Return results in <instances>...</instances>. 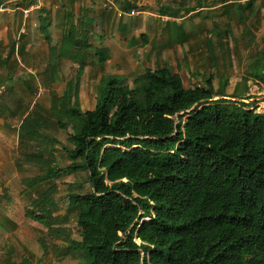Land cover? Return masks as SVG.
Returning a JSON list of instances; mask_svg holds the SVG:
<instances>
[{"label":"trees","instance_id":"obj_1","mask_svg":"<svg viewBox=\"0 0 264 264\" xmlns=\"http://www.w3.org/2000/svg\"><path fill=\"white\" fill-rule=\"evenodd\" d=\"M66 40L64 54L79 63L78 73L63 96L54 97L51 112L58 128L74 131L73 149L66 151L72 164L57 167L43 153L14 161L18 169L43 173L24 192L48 184L25 217L48 239L62 241L76 264H264V114L239 102L250 97L227 96L211 77L186 88L164 65L146 70L132 86L115 76L103 79L94 108L82 111L78 86L93 52L87 37L79 43L70 32ZM106 52H97L101 63ZM250 75L264 87L259 59ZM49 127L46 116L28 113L19 145L39 144ZM66 170L88 176V192L68 195L78 241L63 227L67 214H57L55 181ZM17 264L34 263L23 258Z\"/></svg>","mask_w":264,"mask_h":264},{"label":"rangeland","instance_id":"obj_2","mask_svg":"<svg viewBox=\"0 0 264 264\" xmlns=\"http://www.w3.org/2000/svg\"><path fill=\"white\" fill-rule=\"evenodd\" d=\"M113 1L124 12L134 10L140 14L120 19L102 2L104 24L95 26V35L90 36L93 53L78 86L80 110L94 108L103 79L115 76L124 85L132 86L133 80L146 70L168 65L179 74L184 87L204 86L202 77H211L215 89L223 84L227 96L250 97L239 102L264 114V87L250 75L256 59L261 66L264 64V0ZM246 15L248 18H244ZM115 27L121 28L118 39ZM127 27L132 29L126 33ZM141 36L146 37V44ZM132 38L136 39L134 45ZM107 42L112 43L110 62L101 64L97 52ZM18 56L23 67L9 73V79L2 76L0 80V264H17L23 258H30L34 264H76L79 259L61 249L66 246L62 241L48 239L40 224L25 217V208L48 184L24 192L27 184L43 173L28 166L18 169L14 161L27 154L43 153L51 154L57 167L67 169L72 164L66 151L73 149L70 136L74 131L70 126L66 130L57 127L51 107L54 97L60 98L75 80L78 66L59 59L55 68H48L56 69L55 73L41 72L39 67V72L29 74L24 69L25 54L18 51ZM32 111L46 116L52 127L44 132L40 145H19L17 130L22 116ZM55 186L57 214H67L63 227L78 241L80 230L74 212L69 210L68 195L88 192V176L84 171L66 170L58 176Z\"/></svg>","mask_w":264,"mask_h":264},{"label":"crops","instance_id":"obj_3","mask_svg":"<svg viewBox=\"0 0 264 264\" xmlns=\"http://www.w3.org/2000/svg\"><path fill=\"white\" fill-rule=\"evenodd\" d=\"M127 1L130 4L135 3V0ZM102 2H104V7L112 9L115 15L116 10H121L118 7L120 4H115L113 0H54L44 1L39 10L24 15L23 9L33 4L34 0H0V7L7 4L13 7V10L6 14L0 12V80H2V76L8 77L9 73L16 72L19 66L23 67L21 60L18 58V51L21 54L24 53L27 57H25L24 69L29 74L37 72L39 67L42 68L41 72L47 70L49 73H55L56 69L51 70L48 68H55L59 59H66L79 68V63L65 56L62 44L67 41L66 37L72 32L74 39L78 40L79 43L87 37L90 45L88 50L92 51L90 36L95 35V26L99 23H101V26L104 24L101 12ZM136 4L139 5V1ZM136 13L137 15L140 14ZM120 29L115 27L114 35L116 39L121 35ZM131 29L132 27H127L126 33ZM56 41H58V45ZM111 44L107 42L103 45V49L107 50V59L103 63L100 62L101 64L110 62L109 48ZM51 49L56 50L52 55L53 51ZM45 61L46 64H44ZM4 84L6 85L7 82H4ZM1 85L2 83L0 88H2ZM26 116L23 115L22 119Z\"/></svg>","mask_w":264,"mask_h":264},{"label":"built area","instance_id":"obj_4","mask_svg":"<svg viewBox=\"0 0 264 264\" xmlns=\"http://www.w3.org/2000/svg\"><path fill=\"white\" fill-rule=\"evenodd\" d=\"M44 1H52V0H34L33 4L23 9L24 15H28L32 11L39 10L42 7ZM11 10H13V7L10 4H7L5 6L3 5L0 7V12L2 13H6V12L8 13ZM135 15H137V13L133 10L130 11L129 13L121 11V10H116V16L120 19L127 17V16H135Z\"/></svg>","mask_w":264,"mask_h":264}]
</instances>
